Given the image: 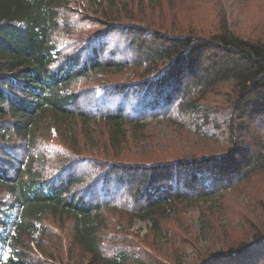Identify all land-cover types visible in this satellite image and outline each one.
<instances>
[{
  "label": "trees",
  "instance_id": "16d2710c",
  "mask_svg": "<svg viewBox=\"0 0 264 264\" xmlns=\"http://www.w3.org/2000/svg\"><path fill=\"white\" fill-rule=\"evenodd\" d=\"M62 2L0 0V197H5L0 243L9 251L0 264L56 260L54 255L41 260L30 251L34 235L45 233L39 222L48 212L71 218L72 244L87 255L85 264H134L133 251L104 258L99 232L105 210L146 218L176 203L210 202L264 173V40L234 34L225 15L218 14L208 32L190 20V27L143 28L84 20ZM128 69L137 74L122 83L76 88L92 74L119 75ZM98 90L103 94L95 98ZM222 93L232 112L226 152L159 165L100 162L59 143L36 141L41 126L70 131L64 139L77 149L76 128L91 135L87 127L94 123L107 130L115 146L123 128L146 131L156 115L195 133L211 122L219 129L211 99ZM85 95L98 105L79 106ZM114 98L120 104L112 110L108 100ZM130 100L137 116L126 114L124 104ZM86 167L93 173L85 176ZM15 208L18 216L8 236V213ZM252 241L221 251L207 264H264V232ZM36 249L46 254L39 242Z\"/></svg>",
  "mask_w": 264,
  "mask_h": 264
},
{
  "label": "rangeland",
  "instance_id": "374dc122",
  "mask_svg": "<svg viewBox=\"0 0 264 264\" xmlns=\"http://www.w3.org/2000/svg\"><path fill=\"white\" fill-rule=\"evenodd\" d=\"M62 1L72 16L78 14L84 20H102L110 24L135 23L143 28L182 23L190 27L189 21H186L190 20L194 22L191 25L208 32L214 26L210 24L218 21L217 15L223 17L225 15L227 25L234 34L244 39L264 40V5L261 0ZM219 19L224 21L222 17ZM136 74L129 69L119 75L92 74L88 79L80 81L76 88H91L106 82L122 83ZM109 86L111 85H108L107 89ZM222 90L227 91L229 88L225 87ZM102 94L103 92L98 90L95 98ZM85 97L87 99L84 100H88V103L82 100L79 106L84 107V104L89 102L95 104L93 99L86 95ZM108 102L114 105L112 110L120 104L117 98ZM211 102L215 104L213 108L217 114L214 120L219 129L211 122L200 129L201 133H195L188 127L181 128L170 124L166 116L156 115L148 121L146 131H138L129 126L123 128L124 136L118 143L113 144L115 146L109 143L107 130L101 125L96 127L94 123L87 127L92 129L91 135L83 132L80 127L76 128L75 135L79 141L77 149H72L69 141L64 139L71 137V132L67 130L65 133L57 132L54 128L50 130L41 126L36 141H40L38 142L40 145L48 141L59 143L69 152L86 156L88 160L98 159L100 162L117 160L159 165L178 158L226 152L228 148L225 138L226 125L232 117V112L226 103L225 93L213 97ZM132 103L134 100L124 104L126 114L137 116ZM181 151H185V154ZM63 162L55 161L56 164ZM84 173L86 176L92 174L93 170L86 167ZM4 201L5 197H0V202ZM202 209L205 211L204 215ZM8 214L11 218L6 233L11 236L18 209L15 208ZM100 220L99 236L105 252L104 258H110L108 256L123 250L133 251L132 253L137 255L134 264H207L212 258L218 257L221 251L227 252V249L237 244L251 243L254 234L264 232V173L243 186L226 190L220 197L215 196L210 202L176 203L146 218L111 208L103 212ZM40 224L45 233L41 235L39 232L34 235L33 242L30 243L33 256L36 255L41 260L47 259L49 255L56 256V260L48 261L49 264L79 262L85 264L87 255L72 244L74 224L71 218L53 216L48 212L42 215ZM37 242L46 254H41L36 249ZM26 250L28 252L27 248ZM8 253L7 248L0 243V259H6Z\"/></svg>",
  "mask_w": 264,
  "mask_h": 264
}]
</instances>
